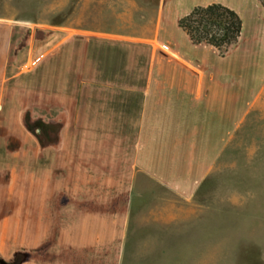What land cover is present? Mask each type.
Instances as JSON below:
<instances>
[{
	"label": "rangeland",
	"instance_id": "1",
	"mask_svg": "<svg viewBox=\"0 0 264 264\" xmlns=\"http://www.w3.org/2000/svg\"><path fill=\"white\" fill-rule=\"evenodd\" d=\"M209 1L0 0V264L82 258L72 248L84 245L123 264H264V94L241 101L234 131L225 106L222 150L196 182L168 185L137 157V96L153 69L184 50L238 62L239 42L221 63L178 26ZM214 1L241 10L248 48L264 7Z\"/></svg>",
	"mask_w": 264,
	"mask_h": 264
},
{
	"label": "crops",
	"instance_id": "2",
	"mask_svg": "<svg viewBox=\"0 0 264 264\" xmlns=\"http://www.w3.org/2000/svg\"><path fill=\"white\" fill-rule=\"evenodd\" d=\"M212 2L215 1L196 3L195 6ZM254 3L264 7L257 0ZM226 5L242 15L237 6ZM260 22L261 26L251 40L253 48L251 43L248 48L245 45L247 38L242 42L243 28L240 50L236 53L238 62L230 70L212 67L206 54L208 50H203L202 54L184 50L182 58L175 54L169 68L153 69L147 84L139 90L135 114L137 157L145 156L146 161L142 159L145 165L151 162L154 167L158 163V169L152 167L151 171L155 175L158 173L159 179L168 185L186 180L196 182L211 170L210 165L222 150L225 139V106L232 111L234 131L240 124L241 101L244 108L250 109L263 96L264 17ZM9 42L8 33L0 36V97ZM218 57L223 63L230 56ZM225 72L230 78L227 84ZM162 158H170L173 166L169 165L165 170ZM72 249H76L74 254L86 255L82 258L74 255L58 257L53 263L26 258L22 264H123V261L112 260L110 246L84 245Z\"/></svg>",
	"mask_w": 264,
	"mask_h": 264
},
{
	"label": "trees",
	"instance_id": "3",
	"mask_svg": "<svg viewBox=\"0 0 264 264\" xmlns=\"http://www.w3.org/2000/svg\"><path fill=\"white\" fill-rule=\"evenodd\" d=\"M264 6V0H260ZM178 26L195 44L213 46L221 56L241 39L244 21L238 11L222 2L197 5L182 16Z\"/></svg>",
	"mask_w": 264,
	"mask_h": 264
}]
</instances>
